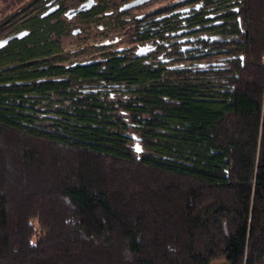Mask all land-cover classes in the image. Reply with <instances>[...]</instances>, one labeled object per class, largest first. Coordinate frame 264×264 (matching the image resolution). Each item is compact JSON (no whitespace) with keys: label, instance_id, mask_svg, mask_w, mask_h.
Returning <instances> with one entry per match:
<instances>
[{"label":"trees","instance_id":"obj_1","mask_svg":"<svg viewBox=\"0 0 264 264\" xmlns=\"http://www.w3.org/2000/svg\"><path fill=\"white\" fill-rule=\"evenodd\" d=\"M48 1L0 0V264H264V0L165 73L68 62Z\"/></svg>","mask_w":264,"mask_h":264},{"label":"flooded vegetation","instance_id":"obj_2","mask_svg":"<svg viewBox=\"0 0 264 264\" xmlns=\"http://www.w3.org/2000/svg\"><path fill=\"white\" fill-rule=\"evenodd\" d=\"M135 1L49 0L42 17L57 15L67 35L83 36L90 48L80 51L86 58L75 65L99 63L108 54L151 73L182 71L192 58L199 68L225 63L223 54L222 62L206 60L218 52L215 43L233 40L229 25L239 12L235 0H148L124 9Z\"/></svg>","mask_w":264,"mask_h":264},{"label":"rangeland","instance_id":"obj_3","mask_svg":"<svg viewBox=\"0 0 264 264\" xmlns=\"http://www.w3.org/2000/svg\"><path fill=\"white\" fill-rule=\"evenodd\" d=\"M82 39H83V36H78V37H72V36H64L62 37V45H63V48L64 50H75V51H79V55H77V57L79 58L78 60H76V57L74 56H70V57H67L68 58V62H77V61H80V60H85L84 58V55L86 56V54H80V51L83 49V50H86L90 47H86L84 46V42H82ZM91 43H89L90 45ZM88 57V56H87ZM20 173H17V176H14L15 178H11L10 180V185H17L18 184V181L20 180V178L18 177ZM213 264H224V262H215Z\"/></svg>","mask_w":264,"mask_h":264},{"label":"water","instance_id":"obj_4","mask_svg":"<svg viewBox=\"0 0 264 264\" xmlns=\"http://www.w3.org/2000/svg\"><path fill=\"white\" fill-rule=\"evenodd\" d=\"M146 1H148V0H137L135 2H132L131 4L126 5L124 9L137 6V5H139V4L143 3V2H146ZM47 14H49V13H47ZM27 34H29V31H22V32H19L17 34L11 35V36L3 39V40H0V49L5 47L10 41H12V40H14L16 38L21 39L24 36H26Z\"/></svg>","mask_w":264,"mask_h":264}]
</instances>
